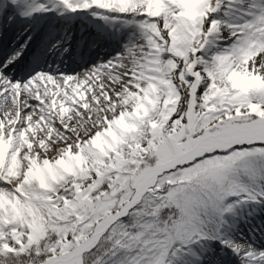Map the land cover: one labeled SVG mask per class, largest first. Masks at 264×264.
<instances>
[{"label":"snow or ice","instance_id":"snow-or-ice-1","mask_svg":"<svg viewBox=\"0 0 264 264\" xmlns=\"http://www.w3.org/2000/svg\"><path fill=\"white\" fill-rule=\"evenodd\" d=\"M0 264H264V0H0Z\"/></svg>","mask_w":264,"mask_h":264}]
</instances>
